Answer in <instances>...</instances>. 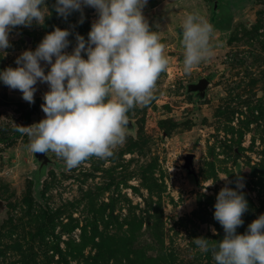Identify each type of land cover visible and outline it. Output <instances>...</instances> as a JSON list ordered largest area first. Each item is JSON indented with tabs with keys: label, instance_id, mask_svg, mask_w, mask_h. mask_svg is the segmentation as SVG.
<instances>
[{
	"label": "rangeland",
	"instance_id": "374dc122",
	"mask_svg": "<svg viewBox=\"0 0 264 264\" xmlns=\"http://www.w3.org/2000/svg\"><path fill=\"white\" fill-rule=\"evenodd\" d=\"M55 5L45 0L43 23L11 29L0 71L17 67L55 28L69 31L68 54L77 35L88 41L96 9L64 17ZM188 13L213 25L214 48L186 73ZM142 14L169 64L152 101L129 110L126 140L111 157L69 170L55 153H32L27 135L0 145V264H215L193 239L207 238L210 248L223 239L214 219L221 188L244 185L248 207L237 234L264 214V0H147ZM40 63L47 74L50 65ZM201 79L203 95L190 91ZM35 88L34 101L44 100L48 84ZM22 96L0 81V128L20 122L16 111L30 104ZM41 105L25 127L45 118Z\"/></svg>",
	"mask_w": 264,
	"mask_h": 264
},
{
	"label": "clouds",
	"instance_id": "9594fccd",
	"mask_svg": "<svg viewBox=\"0 0 264 264\" xmlns=\"http://www.w3.org/2000/svg\"><path fill=\"white\" fill-rule=\"evenodd\" d=\"M45 0H0V50L7 49L8 35L16 26L43 23ZM147 0H56V12L66 17L82 6L96 9L88 41L77 35L71 54L64 51L68 30L55 28L35 51L17 57V67L0 71V81L22 92L34 103L35 85L47 83L41 105L45 118L16 131L27 135L32 153H55L70 170L95 156L107 159L123 144L129 110L146 106L154 98L156 82L169 61L160 36L149 29L142 8ZM183 70L187 73L213 55L214 27L199 13H188L181 24ZM85 52L87 59L81 55ZM53 57L55 60L53 62ZM41 61L50 65L45 74ZM227 180V176L223 178ZM244 185L221 188L214 205V219L224 237L210 248L205 237L193 242L201 252L212 251L215 264H264V214L253 220L245 234L236 230L247 211ZM215 233V229H213Z\"/></svg>",
	"mask_w": 264,
	"mask_h": 264
},
{
	"label": "trees",
	"instance_id": "16d2710c",
	"mask_svg": "<svg viewBox=\"0 0 264 264\" xmlns=\"http://www.w3.org/2000/svg\"><path fill=\"white\" fill-rule=\"evenodd\" d=\"M44 103V100H35L34 103L26 105L23 107L22 111H16V113L20 114L19 123L14 125L7 124L5 127L2 126L0 128V145L8 146L14 143L18 137L21 135L20 132L16 131V128L19 126H25L30 121V117L34 115L41 104ZM19 106L20 104H15Z\"/></svg>",
	"mask_w": 264,
	"mask_h": 264
},
{
	"label": "water",
	"instance_id": "95a60500",
	"mask_svg": "<svg viewBox=\"0 0 264 264\" xmlns=\"http://www.w3.org/2000/svg\"><path fill=\"white\" fill-rule=\"evenodd\" d=\"M208 85V81L206 79H201L197 84L189 85V90L198 92L200 95H203L204 90L206 86ZM39 154V153H37ZM193 154H186L184 156V168L189 171V174H191V164H192Z\"/></svg>",
	"mask_w": 264,
	"mask_h": 264
}]
</instances>
